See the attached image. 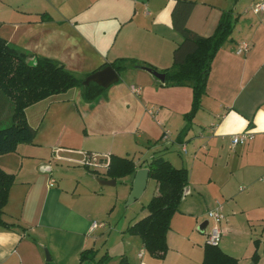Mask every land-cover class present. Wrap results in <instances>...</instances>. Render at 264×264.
Returning a JSON list of instances; mask_svg holds the SVG:
<instances>
[{
  "label": "crops",
  "instance_id": "obj_1",
  "mask_svg": "<svg viewBox=\"0 0 264 264\" xmlns=\"http://www.w3.org/2000/svg\"><path fill=\"white\" fill-rule=\"evenodd\" d=\"M192 1L186 27L201 36L214 32L223 11L231 9L238 18L231 40L212 61L206 93L189 128L184 130L190 85L162 87L141 68L122 71L119 81L93 101L75 87L26 107L36 129L33 142L0 154V169L14 176L1 215L11 225H0V264H46L44 248L56 264H78L86 248L102 252L110 230L91 229V224L106 216L110 202L103 195L107 184L98 179H111L105 175L109 156L137 151L138 139L148 141V147L137 151V169L146 168L149 152L161 145L163 157L185 167L189 180L170 221L165 257L151 256L132 235L125 241L136 244L134 256L120 255L130 264H201L206 232L215 224L207 211L218 207L224 214L218 247L238 264H264V11L252 9L264 0ZM175 3L0 0V36L28 60L51 58L79 78L119 58L163 70L171 66L182 40L172 24ZM4 103L8 112L0 104V127L12 113L11 102L5 98ZM243 131H251L253 138L232 145L230 136ZM154 138L160 145L149 146ZM87 156L94 163L86 165ZM124 178L131 184L130 176ZM102 255L97 252L96 258Z\"/></svg>",
  "mask_w": 264,
  "mask_h": 264
},
{
  "label": "trees",
  "instance_id": "obj_2",
  "mask_svg": "<svg viewBox=\"0 0 264 264\" xmlns=\"http://www.w3.org/2000/svg\"><path fill=\"white\" fill-rule=\"evenodd\" d=\"M193 6L192 0H176L173 7V28L181 35L182 40L173 51L169 68L159 70L148 63L125 58L101 66L111 65L119 76L127 68L151 69L164 73L165 80L160 82L162 87L190 85L192 101L190 110L184 114L187 122L185 131L201 106L212 61L220 47L231 40L234 23L238 18L231 9L223 11L214 32L210 36H201L186 27ZM28 57L16 45L0 36V91L12 104L9 123L0 127V154L15 151L21 143L33 142L36 129L29 124L25 115V108L29 105L75 87L83 89L86 101H93L105 89L95 83L83 85L82 81L88 74L79 78L51 58L36 56L33 60H28ZM137 167L132 159L110 155L105 175L111 179L123 178L130 176ZM146 168L148 178L156 183L157 193L146 205L147 215L128 225L126 232L137 236L151 256L162 259L168 250L167 231L170 229V221L178 210L188 184L189 173L185 167H175L169 160L156 153L152 154ZM13 181L12 174L0 169V225L3 226L11 225L4 222L1 215ZM203 248L201 264H238L237 258L223 252L218 245L205 241ZM96 255L97 250L93 248L83 249L79 254L78 264H107L111 258L107 253L99 258H96ZM257 259L258 254L255 252L252 260L256 262ZM46 264L56 263L47 260ZM118 264L130 263L125 255H121Z\"/></svg>",
  "mask_w": 264,
  "mask_h": 264
},
{
  "label": "rangeland",
  "instance_id": "obj_3",
  "mask_svg": "<svg viewBox=\"0 0 264 264\" xmlns=\"http://www.w3.org/2000/svg\"><path fill=\"white\" fill-rule=\"evenodd\" d=\"M5 98L7 99L4 93L0 91V104L2 106V111H4V113H7L8 105L4 103ZM147 142L144 139H138L137 142L135 143L136 145H134L133 147L134 148L136 147L137 151L145 152L148 147L146 146ZM157 142L158 140L154 138V140H150L149 146L153 147L154 145H156ZM158 147L159 150H156V152L153 153H156V155H161L163 157V155H165L163 153V148L161 149V145ZM137 151L130 152V150H127V152L122 154L121 157H127L129 159L136 161L137 153H140ZM153 153L151 151L149 152V154H153ZM96 173L100 176H103L101 173L98 172ZM130 185L131 184L128 178L123 177V178H117L115 184L105 185L103 187L106 190V192H104L103 195L104 197L109 199L110 207L108 208L105 214L106 216L96 221H103L105 223V227H103V231L106 232L110 230V234H109V238L108 236H106L105 239L107 240L105 244H101L104 245L102 252L100 250H98L97 252L104 254V252L107 251L106 248L109 246V249H111L110 250L111 252L109 253L112 256L110 255L111 258H109L107 264L109 262H113L116 260L118 261L119 257L121 256L120 255L121 252L128 254L130 257L134 256L137 246L133 242L125 241V238L130 235L126 232V228L133 221L138 220L140 217L143 216L145 210H147L146 205L148 204L154 193L156 194V188H155L156 183L155 181L150 179L142 195L135 201L131 203H127L128 194L126 196V193L128 190H130ZM108 225L111 226L112 228L109 229ZM123 235L125 236L124 239L122 237Z\"/></svg>",
  "mask_w": 264,
  "mask_h": 264
},
{
  "label": "water",
  "instance_id": "obj_4",
  "mask_svg": "<svg viewBox=\"0 0 264 264\" xmlns=\"http://www.w3.org/2000/svg\"><path fill=\"white\" fill-rule=\"evenodd\" d=\"M147 71H149L160 82H163L165 80L164 73L153 71L151 69H147ZM118 80H119V74L117 73V71L111 65H106L86 75L82 83L83 85H88L89 83H95L103 88H107L110 85L118 82ZM130 179H131V190L127 198V203H131L135 201L144 192L148 180V169L139 168L135 170L134 172L131 173ZM98 181L101 184H107V185L115 184L114 179L99 178ZM207 224H208V220H206L202 225L203 226L202 230L204 232L206 231ZM44 252H45L46 260H50L51 258L46 248H44Z\"/></svg>",
  "mask_w": 264,
  "mask_h": 264
},
{
  "label": "built area",
  "instance_id": "obj_5",
  "mask_svg": "<svg viewBox=\"0 0 264 264\" xmlns=\"http://www.w3.org/2000/svg\"><path fill=\"white\" fill-rule=\"evenodd\" d=\"M252 9L254 12H257V13L263 12L264 11V1H258V2L253 3ZM138 89H139L138 87L132 86V90L137 92ZM163 138H167V136L164 134ZM252 138H253V133L251 131H243V132H239L236 134H232L230 136L232 145L245 144ZM91 158H92L91 156L89 157L87 156L84 163L86 165H90L94 163L91 161ZM54 184H55V180L53 178H50L49 185L53 186ZM207 216L211 218L212 220H214L215 224L211 225L208 231L206 232L205 241L212 245H218L222 237V230L219 226V223L221 222V220H223L224 214L218 207H215V208L208 210ZM103 227H105V223L103 221H93L91 224V229L103 228Z\"/></svg>",
  "mask_w": 264,
  "mask_h": 264
}]
</instances>
